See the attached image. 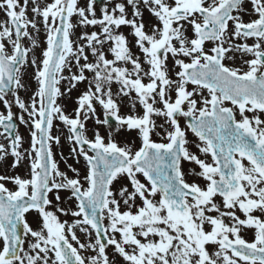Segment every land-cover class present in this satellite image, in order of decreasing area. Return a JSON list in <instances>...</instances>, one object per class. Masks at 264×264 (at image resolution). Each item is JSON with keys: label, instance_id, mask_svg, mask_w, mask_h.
I'll return each mask as SVG.
<instances>
[{"label": "snow or ice", "instance_id": "6c2138e0", "mask_svg": "<svg viewBox=\"0 0 264 264\" xmlns=\"http://www.w3.org/2000/svg\"><path fill=\"white\" fill-rule=\"evenodd\" d=\"M243 2L143 0L162 24L152 34H147L143 23L126 18L122 3L111 12L105 4L101 9L102 18L97 19L96 0H88L86 8L79 7L78 0H52L43 6L31 0L30 11L34 17L41 18L46 29L47 47L39 64L34 58L31 60L36 66L38 87L31 105L26 106L16 95L17 89L23 87L22 68L29 62L31 51L23 46L22 40L28 38L33 47H37L29 28L39 31L38 23L27 15L29 0L22 3L21 0H0V11L7 17L0 22V101L8 107L6 115L0 113V127L11 137L14 168L24 155L19 151L22 137L13 135L14 113L5 99L9 92L15 96L19 108L28 114L34 129L31 132L34 157L29 154L32 159L30 178L0 176V264H112L106 253L110 245L127 264H264V219L254 215L257 211L264 215V119L257 114L264 113V0H251L258 18L250 22H243L240 15L233 14L242 11ZM128 3L133 6L134 15L140 16L136 7L138 0H128ZM117 10L118 16L115 15ZM74 15L80 18V25L101 26L103 39L96 32L81 37L87 41L95 62H88L85 46L73 49L70 37L75 27L71 22ZM229 22L234 26L232 36L245 40L255 38V43L251 46L231 44ZM185 23L191 25L195 38L189 40L184 35ZM121 25L132 26L136 44L150 65L148 71L134 58L125 36L114 34L113 29ZM173 40L178 42V47ZM206 41L215 45L211 54L205 51ZM107 42H111L109 49L114 59L106 58L101 50ZM235 52L253 57L244 61L246 71L225 63L234 59L229 53ZM169 53L174 58L181 55L190 58L189 63L175 59L180 68L177 81L168 78L165 61ZM69 57L75 58L79 73L64 77L61 74L65 68L71 72ZM117 62L131 63L132 70L117 66ZM85 71L94 74L93 80L78 98L75 118H70L56 104V98L62 95L57 85L68 79L70 92L77 83L87 80ZM141 74L148 77L149 83L142 82ZM113 81L121 85L124 95L133 90L137 93L144 107L142 117L118 115L119 108L110 87ZM189 84L195 86L191 91L187 88ZM204 89L210 99L203 98L202 106L198 107L194 96L202 95ZM172 91L174 100L169 95ZM157 97L163 109L154 107ZM94 100L105 110V119L97 123L108 124L111 116L117 121V131L124 125L129 130H139L141 146L138 149L120 146L112 139L105 143L99 133L94 140L86 137L83 121L89 118V113L95 112ZM226 102L232 106H226ZM185 104L187 110L183 107ZM246 112L253 116L250 118ZM153 115L166 117L172 126L166 143L151 139L156 128ZM178 116L190 118L187 127L199 138L201 143L197 147L205 156H210L211 162L189 151L186 132ZM57 117L69 126L72 134L69 139L80 146L77 155L83 156L87 165L84 177L87 187L81 183L76 169H71L76 175L70 178L59 170L53 159L51 144L60 142L58 136L51 135ZM19 120L29 123L23 115ZM6 154L5 145L0 144V160ZM182 161L199 167L200 172L194 174L207 182L206 188L186 181ZM138 174L148 184L142 183ZM121 177H127L132 186L131 192L127 187L119 189L127 211L120 210V200L111 188ZM6 180L16 185V190L6 187L2 182ZM54 190L57 202L61 199V190L70 192L69 199L77 202L76 209L71 211L77 219L67 228L66 221L60 222L56 214L46 210L52 203L49 193ZM157 195L159 200L154 202L152 198ZM217 196L222 198L227 211H221L214 199ZM137 197L142 206L133 213L131 209L136 206ZM237 208L246 219L236 215ZM32 210L41 217L40 230H33L26 219V214ZM57 210L68 214L63 208ZM212 212L219 215L208 214ZM225 217L231 219V225L225 224ZM205 225L211 230L206 231ZM74 227H80V231L89 235V229L93 230L95 243H80ZM245 228L255 230L251 242L241 235ZM26 240L32 241L28 244L30 251L25 250ZM72 241L79 249L91 248L96 255L86 259ZM209 244L217 245L219 250L210 254L206 248Z\"/></svg>", "mask_w": 264, "mask_h": 264}, {"label": "rangeland", "instance_id": "374dc122", "mask_svg": "<svg viewBox=\"0 0 264 264\" xmlns=\"http://www.w3.org/2000/svg\"><path fill=\"white\" fill-rule=\"evenodd\" d=\"M23 2V0H21V3ZM37 2L43 6L47 3H51L52 0H37ZM169 3H173L174 0H168ZM88 0H78V6L79 7H85L87 6ZM124 4L125 5V9H126V18L129 20H135L137 24L143 23L144 24V31L147 34H152L153 30L155 28H159V20L153 15V13L149 10L148 6H145L143 3V0H138V3L136 5V7L139 9L141 15L140 16H135L134 15V8L131 4L128 3V0H104L102 7L106 4L108 7L109 12L112 11L113 8H115V6L117 4ZM32 3L31 0H29V11L27 13L29 19L35 18L37 20L38 23V28L39 31H36L32 28H29V32L31 33L32 37L35 39L37 47H33L32 41L29 40L28 38H24L23 39V45L25 48L31 49V51L28 54V60L29 62L22 68V83H23V87L17 89L16 91V95L19 96V98L25 103L26 106H30L31 105V99L34 96L36 90H37V81L35 78V72H36V66L33 65L31 63V60L34 58L37 62V64L40 63V61L42 60V52L43 50L46 49L47 47V32L46 29L44 28L42 22H41V18L39 17H34V14L30 11L31 7H32ZM95 7V11H96V18L97 19H101L103 16V13L101 11L102 7L96 6ZM115 15H119V11L117 10ZM89 18L91 19L92 17L89 15ZM7 19L6 15L4 14L3 11H0V22H3ZM79 17L74 15L71 18V22L73 23V25L75 26L72 30L71 33V40L73 41V49L74 51L80 47V46H85V55L88 56V62H95V57L92 55L91 49L88 48L87 45V41L81 39V37L85 34H91L92 32H96L101 39H103V32L101 29L100 25H80L79 24ZM114 34H122L125 36L126 40H127V45L130 48L132 54L134 57H143L142 51L139 49V47L136 44V37L134 36L133 32V28L131 25H121L118 29L114 28L113 29ZM111 42H107L105 43L101 50L105 52L106 54V58L108 59H114V56L112 55V53L110 52L109 49V45ZM97 47H101L99 45H97ZM8 50L9 52H11V45H8ZM70 60V67H71V72L69 71L68 68H65L63 73L61 75H63L64 77H70L73 73L78 74L79 73V66L76 64L75 58L74 57H69ZM141 63L142 66V62L139 61ZM81 64L84 63V60L81 58L80 61ZM117 66L120 67H126V64L123 62H117ZM129 71H131L130 68H128ZM147 71V70H144ZM142 77L145 79L146 77V81H148V77L147 76H143V74H141ZM85 76L87 77V80L83 81V82H79L76 84L75 88H72L71 91L69 92L68 89L70 87L69 85V81L68 79H63L60 81V83L57 85L60 88V91L62 93V95L58 96L56 98V104L59 105L61 107V109L64 111V113L66 115H68L70 118H75V113H76V109L79 107L77 101L78 98L85 92L88 90L89 88V82L93 80V76L94 74L88 71H85ZM132 78H135V76H133ZM149 83V82H148ZM111 92H112V97L115 100L116 104L118 105L119 108V112L118 115L120 116H128L131 115L132 113H136L138 115H142L141 111L144 114V107L143 105L140 103L139 97L137 95V93L133 90L130 91L128 95H124L123 92H121V85L119 83H116L115 81H113V83L111 84ZM92 91H95V88H92ZM5 99L8 100L9 104L11 105V111L14 113L15 119L17 120V131L16 133L19 134L22 137V143L21 146L19 148V151L24 155V159L14 168L12 165L15 162V157L14 156H8L7 154V158H6V163H3V167L0 166V172L4 174V176L6 177H15V176H20L21 178H25L28 179L30 178V173H31V162L32 159L29 156V154L31 153V155L34 157V152L32 150L31 147V132L34 130L32 127V124L29 120L28 114L26 112H23V110H21L19 108V106L16 104L15 102V96L8 95L5 97ZM157 100V98H156ZM152 101L149 100V103H151ZM93 106L95 108V112L94 113H89L88 116L89 118L87 120H84V124H85V135L88 139L90 140H94L95 139V135L97 133H99L100 136H102L105 140V143L108 142L109 139L112 140H118L122 145L124 144H129L133 138H131L132 136H124L121 137L120 136V131H116V129H110L106 124L104 123H97V121H103L104 117H105V110L103 108L102 105L99 104L98 101H93ZM158 104L157 102L154 104V107L157 108ZM8 111V107L4 104L3 101H0V113H4L5 115L7 114ZM20 115L24 116V119L26 121H29V123L25 124V123H21L19 120ZM156 125V128L154 130V133H156L158 131V116L153 115L151 117ZM81 119L83 120V113L81 114ZM121 128H125V127H120ZM0 133H2L0 131ZM51 135L52 136H58L62 142V145L60 144H56V143H52L51 144V148H52V152H53V159L55 160V162L58 165V168L61 172H65L70 178H75V173L71 171L72 168L76 169L79 172V178L81 180V183L84 185V187H87V183L84 181V177L87 174V166L85 164L84 158L83 156H78L77 152L79 150V148L76 146L74 139H69V137L72 135L70 130H69V126L65 125L62 121L59 120V118H55L53 121V127L51 129ZM191 138H193L194 136H190ZM135 141V140H134ZM0 143L4 144L5 147L6 145H9L8 140L6 139V137L4 135H0ZM136 143V141H135ZM201 142L196 140L195 142V146L198 149L197 145L200 144ZM137 146L135 148H133V150H136V148H138L140 146V144L138 145V143L136 144ZM73 149H76V151H73ZM199 150V149H198ZM71 166V167H69ZM127 178V177H126ZM59 179V178H57ZM3 182V181H2ZM6 184L5 186L8 187L10 190H15L16 189V185H14L12 182L10 181H5ZM4 183V182H3ZM143 183V182H142ZM122 187H127L129 192L132 191V186L129 182V180H122L121 182L119 181V179L117 181H114L113 185L111 186L112 191L114 192V194L116 195V198L118 200H120V210L121 211H127L128 208L127 206L124 205L123 200L120 198L119 196V189ZM60 195V201L57 202L55 199L56 196V192L55 190L52 193H49V199L51 200V204L49 206H47L46 210L48 211H52L54 214H56L60 220V222H67L66 228L68 225H73L74 221L77 219L76 217H73L71 215V211L76 209V204L77 202L75 201L74 198L69 199L70 197V192L68 191H64L61 190L59 192ZM152 198V197H149ZM155 201L159 200L158 195L155 198H152ZM215 202L221 206V211H227V209L223 208V203H222V199L217 196L214 198ZM139 206H142V201L137 197L136 199V206H134L131 210L133 211V213L136 212L137 208ZM58 208H63L65 209L68 214H64L62 212H59L57 209ZM236 212H238V216L241 219H246V217L244 216V214L237 208L235 210ZM209 215H213V216H217L219 215V213L216 212H212V213H208ZM254 215L260 216L262 219H264V215H262L260 212H255ZM27 221L29 223V225L33 228V230H40L42 227V220L41 217L39 216V214L33 210L30 211L27 214ZM225 224L231 225L232 221L230 218L225 217L224 218ZM108 221L105 220L104 221V225L107 226ZM76 232V235L80 241V243H83L85 245H88L90 243H95V233L93 230L89 229V231L91 232V235H89V233H85L80 231V227H74L73 229ZM205 230L206 231H210L211 227L209 225H205ZM134 231H138V229H134ZM69 239L71 238V234L69 233ZM241 235L244 239L248 240L249 242L253 240L254 235H255V230L254 229H249V228H245L242 230ZM119 234H117V239H119ZM140 239H143L141 237H138ZM154 239H158V238H154ZM32 242L30 240H26L25 242V250L26 251H30L28 244ZM73 245L75 247H77L79 249V246L76 244L75 241H72ZM207 250L209 251L210 254H214L215 252H217L218 246L217 245H213V244H209L206 245ZM128 251H131V249H127ZM81 255L83 257H85L86 259L96 255V252L94 250H92L91 248L85 247L84 249H79ZM106 253L109 256L110 261L112 262V264H127L126 261H124L123 257H121L119 255L118 252L115 251L114 246H108L106 248Z\"/></svg>", "mask_w": 264, "mask_h": 264}, {"label": "flooded vegetation", "instance_id": "af4514ba", "mask_svg": "<svg viewBox=\"0 0 264 264\" xmlns=\"http://www.w3.org/2000/svg\"><path fill=\"white\" fill-rule=\"evenodd\" d=\"M246 4L252 8V4H251V0H249V2H246ZM253 9V8H252ZM249 11H247L246 13H248ZM234 15H240L241 16V19L243 20V22L247 21L248 19L245 18L246 14H245V11L244 9L242 8V11L239 12V13H233ZM175 26V25H174ZM234 30V26L232 24V22H229V29H228V35L229 37H231L230 39V43L231 44H244V43H247L249 46H251L252 44L255 43V38H248V39H243V38H239V37H234L232 36V31ZM182 31L184 32V35L190 40V39H193L195 38L194 36V33H193V30H192V27L191 25L189 24H184V28L182 29ZM173 44H175L177 47L179 46L178 45V42L173 40ZM214 43L211 42V41H206L205 42V45H204V48H205V51L206 52H209L210 53V50L212 47H214ZM228 44L226 43L225 44V47H227ZM229 55H233L234 56V59L233 60H226L225 63L228 65V66H231V67H237V68H240L242 71H246L247 70V65L244 63V61L248 60V59H251L253 58L250 54H244L242 55L240 52H235V53H229ZM161 56L163 57V50H161ZM134 58H138L139 61L142 62V68L144 70L147 69V62L145 60V57H134ZM175 59H182L184 60L186 63H189L190 62V58L189 57H184V56H178V57H172L171 53L168 54L167 56V60L165 61L166 63V66H167V74H168V78L173 80V81H177L179 79V77L176 75L178 71H180V68L178 65L175 64ZM195 86L189 84L187 86L188 90L191 91ZM207 93H203V98H209L210 99V96H209V93L206 89H204ZM170 93V96L172 98V100L175 99V92L172 91V92H169ZM194 98L196 99V96H194ZM203 98L201 99H197L198 101V104L197 106L200 107L202 106V100ZM159 104L161 106H163L162 102L159 101ZM226 106H229L231 107L232 105L230 104V102H226ZM184 109L187 110V104H185L184 106ZM261 119H264V113H257ZM246 115H248L250 118L253 116V113H250V112H246ZM237 118H239V115L237 113ZM178 119V122L181 126V128L183 130H185L186 132V138L188 140V145L187 147L189 148V151L191 152L192 150V140L193 138H191L190 136H193V133L191 132L190 129H188L187 125H188V120L190 118H187V117H183V116H178L177 117ZM171 130H172V126H171ZM167 132H168V129L166 127H163L162 131H160L159 133H157L162 139H166L167 138ZM182 170L185 174V179L187 182L189 183H193V182H196L197 180H200L201 177L200 176H197L195 175L194 173V170L192 168V162H188V161H182Z\"/></svg>", "mask_w": 264, "mask_h": 264}, {"label": "water", "instance_id": "95a60500", "mask_svg": "<svg viewBox=\"0 0 264 264\" xmlns=\"http://www.w3.org/2000/svg\"><path fill=\"white\" fill-rule=\"evenodd\" d=\"M99 1H101V0H99Z\"/></svg>", "mask_w": 264, "mask_h": 264}]
</instances>
